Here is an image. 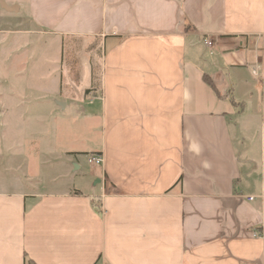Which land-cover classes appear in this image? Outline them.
Returning <instances> with one entry per match:
<instances>
[{"label":"crops","instance_id":"obj_1","mask_svg":"<svg viewBox=\"0 0 264 264\" xmlns=\"http://www.w3.org/2000/svg\"><path fill=\"white\" fill-rule=\"evenodd\" d=\"M1 1L85 44L96 95L54 104L97 133L70 172L102 162L40 182L22 151L0 264H264V0Z\"/></svg>","mask_w":264,"mask_h":264},{"label":"rangeland","instance_id":"obj_2","mask_svg":"<svg viewBox=\"0 0 264 264\" xmlns=\"http://www.w3.org/2000/svg\"><path fill=\"white\" fill-rule=\"evenodd\" d=\"M85 47L77 39L59 41L41 34L27 22L25 12H9L0 6V187L13 186L26 171L22 151L33 160L30 164L40 182L53 178L67 185L87 181L83 174L85 167L94 165L88 160L94 155L78 157L84 168L71 173L73 157H65V151L86 152L87 145L98 139L95 126L83 124L80 106L69 107L63 114L54 104L57 97L79 101L89 86V92L96 95L95 60L87 59ZM89 63L92 71L84 76L82 66ZM37 148L45 151L38 158Z\"/></svg>","mask_w":264,"mask_h":264},{"label":"built area","instance_id":"obj_3","mask_svg":"<svg viewBox=\"0 0 264 264\" xmlns=\"http://www.w3.org/2000/svg\"><path fill=\"white\" fill-rule=\"evenodd\" d=\"M204 43L206 46H212L213 45V40L210 38H204ZM89 162L94 163V164H100L102 162V157L99 155H94L92 157H89ZM249 199H252V197H249Z\"/></svg>","mask_w":264,"mask_h":264},{"label":"water","instance_id":"obj_4","mask_svg":"<svg viewBox=\"0 0 264 264\" xmlns=\"http://www.w3.org/2000/svg\"><path fill=\"white\" fill-rule=\"evenodd\" d=\"M0 5L1 7H3L4 9H7V10H15V6H7L5 5V3L3 1L0 0Z\"/></svg>","mask_w":264,"mask_h":264},{"label":"trees","instance_id":"obj_5","mask_svg":"<svg viewBox=\"0 0 264 264\" xmlns=\"http://www.w3.org/2000/svg\"><path fill=\"white\" fill-rule=\"evenodd\" d=\"M205 80H206L209 84H211V82H210V80L208 79L207 76H205Z\"/></svg>","mask_w":264,"mask_h":264}]
</instances>
